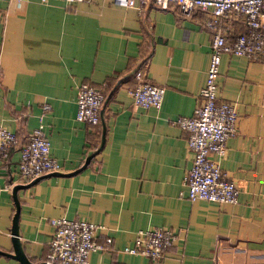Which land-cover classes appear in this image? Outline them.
I'll return each instance as SVG.
<instances>
[{"label":"crops","instance_id":"obj_1","mask_svg":"<svg viewBox=\"0 0 264 264\" xmlns=\"http://www.w3.org/2000/svg\"><path fill=\"white\" fill-rule=\"evenodd\" d=\"M208 17L209 10L183 16L174 6L139 11L115 0H0V126L17 134L8 158L0 157V264H21L4 253H13V188L28 183L18 176L19 150L40 125L56 171L66 174L15 192L31 262L48 252L49 219L65 216L97 224V241L112 238V251H91L85 264H264V52L223 53L219 65L218 96L237 112L221 168L238 201H191L182 183L193 156L173 120L192 114L204 85ZM222 24L228 42L245 30L232 14ZM139 68L164 87L159 108L133 103L128 90ZM81 83L104 96L93 126L75 119ZM155 226L177 236L162 260L120 251L138 229Z\"/></svg>","mask_w":264,"mask_h":264},{"label":"built area","instance_id":"obj_2","mask_svg":"<svg viewBox=\"0 0 264 264\" xmlns=\"http://www.w3.org/2000/svg\"><path fill=\"white\" fill-rule=\"evenodd\" d=\"M115 1L139 11L150 5L159 9L174 6L183 16L191 15L195 9L209 10L211 17L203 22L211 35L205 82L198 92V102L192 114L178 116L173 121L185 132L186 145L193 156L182 182L187 198L220 204L236 203L239 189L222 171L221 161L226 155L227 140L236 132L237 112L232 102L219 98L217 77L223 53L257 59L264 52V0ZM229 14L240 17L245 28L230 42L226 39L222 24V18ZM133 77L135 85L128 90L133 103L143 108H159L164 87L150 82L140 68L134 71ZM103 102L104 96L98 88L81 83L77 88L75 119L92 126L98 124ZM48 108V104L41 107L42 111ZM16 144V133L0 126V157L8 158L10 149ZM59 168L57 160L50 156L49 141L41 125L33 128L19 150L17 172L20 181L26 183ZM49 223L53 231L44 259L46 264H85L91 251L113 250L110 236L97 241L95 233L99 226L91 221L59 216L49 219ZM176 238V232L166 226L138 229L133 243L123 246L120 251L159 261L165 257Z\"/></svg>","mask_w":264,"mask_h":264},{"label":"water","instance_id":"obj_3","mask_svg":"<svg viewBox=\"0 0 264 264\" xmlns=\"http://www.w3.org/2000/svg\"><path fill=\"white\" fill-rule=\"evenodd\" d=\"M103 144V134L101 136V140H100V144L98 145L97 149L95 150V152H97L101 146ZM94 152V153H95ZM93 153V154H94ZM93 154H89L85 161H84V164H83V167L88 163L90 157L93 155ZM79 170V169H78ZM77 170V171H78ZM75 172V171H74ZM59 175V174H66V173H60L58 171H53V172H50V173H46V174H43L39 177H36L34 179H32L31 181H29L28 183L26 184H18L16 185L14 188H13V195H14V200H15V204H16V211L14 212L13 214V217H12V225H11V239H12V244H13V253L12 254H8V253H4V254H7V255H11L13 256L14 258L18 259L20 261L21 264H46L45 261H39V262H31L25 252H24V248H23V245L20 241V238H19V229H18V214H19V204H18V200L17 198L15 197V192L18 188H23L25 186H28L32 183H35L37 180H39L40 178L42 177H45V176H48V175Z\"/></svg>","mask_w":264,"mask_h":264},{"label":"trees","instance_id":"obj_4","mask_svg":"<svg viewBox=\"0 0 264 264\" xmlns=\"http://www.w3.org/2000/svg\"><path fill=\"white\" fill-rule=\"evenodd\" d=\"M90 126H92V125H90ZM16 136H17V134H16Z\"/></svg>","mask_w":264,"mask_h":264}]
</instances>
